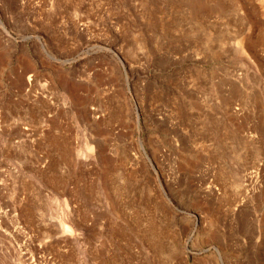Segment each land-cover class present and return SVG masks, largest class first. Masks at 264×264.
Segmentation results:
<instances>
[{
  "label": "rangeland",
  "instance_id": "obj_1",
  "mask_svg": "<svg viewBox=\"0 0 264 264\" xmlns=\"http://www.w3.org/2000/svg\"><path fill=\"white\" fill-rule=\"evenodd\" d=\"M0 264H264V0H0Z\"/></svg>",
  "mask_w": 264,
  "mask_h": 264
}]
</instances>
